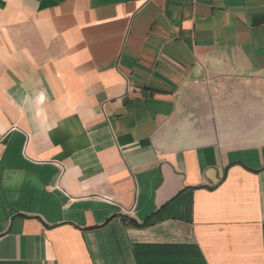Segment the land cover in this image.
<instances>
[{"label":"crops","instance_id":"crops-1","mask_svg":"<svg viewBox=\"0 0 264 264\" xmlns=\"http://www.w3.org/2000/svg\"><path fill=\"white\" fill-rule=\"evenodd\" d=\"M0 264H264V0H0Z\"/></svg>","mask_w":264,"mask_h":264}]
</instances>
